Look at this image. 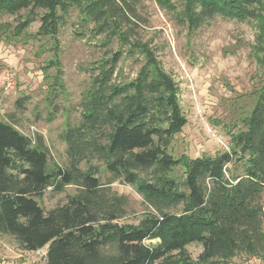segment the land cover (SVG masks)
Listing matches in <instances>:
<instances>
[{
	"label": "trees",
	"instance_id": "16d2710c",
	"mask_svg": "<svg viewBox=\"0 0 264 264\" xmlns=\"http://www.w3.org/2000/svg\"><path fill=\"white\" fill-rule=\"evenodd\" d=\"M155 1L189 32L215 15L256 18L264 9V0H181L180 10L170 0ZM134 5L135 0H0V15H14L17 38L28 37L38 21L34 35L55 41L75 8L81 30L103 36L105 46L118 41L117 50L91 67L77 103L78 122L66 121L59 135L66 165L50 163L42 135L32 138L0 120V233L22 249L45 248L46 264H229L238 252L264 256V83L242 119L243 130L231 133L229 151L174 157L168 149L187 118L178 85L154 49L131 38ZM135 55L142 62L136 76L120 79L119 61ZM59 64L49 61L57 66L51 103L64 91ZM27 100L17 99L16 108L24 109ZM58 110L54 105L47 120ZM228 165L233 169L226 175ZM100 166L108 174L105 182ZM177 167L183 168L182 179L173 175ZM115 180L142 195L146 210L137 223L120 222L128 198L112 190ZM70 185L75 191L64 203L41 205L47 189L61 193ZM147 239L156 242L147 245ZM191 243L201 246L197 259L187 252Z\"/></svg>",
	"mask_w": 264,
	"mask_h": 264
},
{
	"label": "rangeland",
	"instance_id": "374dc122",
	"mask_svg": "<svg viewBox=\"0 0 264 264\" xmlns=\"http://www.w3.org/2000/svg\"><path fill=\"white\" fill-rule=\"evenodd\" d=\"M170 1L177 10L181 9V0ZM134 9V16H130L134 29L131 38L146 41L154 49L161 66L178 85L179 104L187 118L168 151L174 157L214 156L229 151L231 133L243 130L242 119L254 106L257 90L264 83V9H258L256 18L215 15L193 32L177 20L171 9L155 0H135ZM14 24V15H0V120L13 123L32 138L42 135L50 163L64 166L65 143L59 135L66 121L78 122L77 103L89 85L91 67L117 50L118 41L114 38L105 46L101 44L103 36L92 37L86 29L81 30L80 14L75 8L59 30L55 40L58 45L52 39L34 35L38 21L31 23L26 32L28 37L24 38L12 35ZM54 46L58 47L55 55ZM54 58L60 62L64 91L51 103L57 66H49V61ZM135 58L136 55L124 56L119 61L120 79L136 76L142 62L140 57ZM24 96H28L24 109H17L15 101ZM54 105L59 110L48 121L46 117L53 113ZM232 169L228 165L226 175ZM173 175L182 179L183 168H175ZM99 176L103 182L108 178L101 166ZM111 188L128 198L127 213L120 222L137 223L146 210L142 195L120 180L112 182ZM74 191L72 185L61 193L47 189L41 205L49 209L62 204L66 195ZM262 202L264 209V193ZM155 242L145 240L147 245ZM186 249L193 259L202 250L198 243H191ZM0 264H46L45 248L28 251L13 237L0 233ZM229 264H264V256L238 252Z\"/></svg>",
	"mask_w": 264,
	"mask_h": 264
},
{
	"label": "built area",
	"instance_id": "2783aa9c",
	"mask_svg": "<svg viewBox=\"0 0 264 264\" xmlns=\"http://www.w3.org/2000/svg\"><path fill=\"white\" fill-rule=\"evenodd\" d=\"M8 80H10V77L8 78ZM10 82V81H9ZM10 85V84H9ZM214 135V134H213ZM215 136V135H214Z\"/></svg>",
	"mask_w": 264,
	"mask_h": 264
}]
</instances>
